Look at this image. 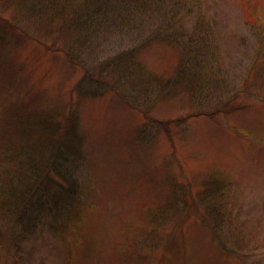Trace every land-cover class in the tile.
I'll list each match as a JSON object with an SVG mask.
<instances>
[{"label": "rangeland", "instance_id": "obj_1", "mask_svg": "<svg viewBox=\"0 0 264 264\" xmlns=\"http://www.w3.org/2000/svg\"><path fill=\"white\" fill-rule=\"evenodd\" d=\"M12 1L0 130L22 100L57 110L66 202L0 221V264H264V0H166L173 29L152 8L50 39Z\"/></svg>", "mask_w": 264, "mask_h": 264}, {"label": "trees", "instance_id": "obj_2", "mask_svg": "<svg viewBox=\"0 0 264 264\" xmlns=\"http://www.w3.org/2000/svg\"><path fill=\"white\" fill-rule=\"evenodd\" d=\"M24 3H33L32 5L35 4L34 6L39 9L30 12L33 16L41 18L40 26L43 24L45 30L43 39H50V36L53 37L58 33L59 35L69 32L86 34L90 26L99 32L104 27H109L107 23L118 16L127 14L128 17L129 12L139 13V11L142 16L145 10L152 8L158 12L157 18L160 24L157 28L166 26L168 29H173L176 23L180 22L179 19H174L177 10L171 18H168L166 0H17L14 2L22 7ZM131 6L135 9L130 8ZM46 12H50V16L43 19L42 16ZM0 38H3L2 33ZM3 116L5 117L1 119L0 130V149L4 150L0 161V221H5L3 223L6 227L9 225L14 227L25 217L32 218L38 208L41 210L48 206L54 208L58 205L59 199L65 201L55 196L54 189L57 185L55 184L54 187L52 177L63 175L60 165L65 159L62 150L64 147L61 144L64 142L65 131L57 122V110L55 108L49 110L47 106L42 107L35 98L8 106L4 109ZM12 137H14L13 141ZM16 138L21 139V142L18 143L19 140ZM49 147L52 149L50 153L52 158L43 161L42 155ZM7 196L12 197L11 201ZM68 208L71 209V205L68 204ZM54 212L59 216L56 209ZM67 213L70 211L67 210ZM154 215L157 218L159 213Z\"/></svg>", "mask_w": 264, "mask_h": 264}]
</instances>
